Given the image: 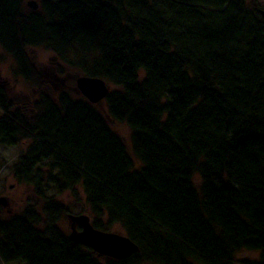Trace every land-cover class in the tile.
I'll list each match as a JSON object with an SVG mask.
<instances>
[{"label": "trees", "instance_id": "1", "mask_svg": "<svg viewBox=\"0 0 264 264\" xmlns=\"http://www.w3.org/2000/svg\"><path fill=\"white\" fill-rule=\"evenodd\" d=\"M25 1L0 0V45L38 89L40 111L23 114L0 82V145L34 141L15 177L42 179L33 159L43 155L60 189L82 186L94 226L119 225L139 245L106 264H235L243 250L264 264V7L40 0L35 11ZM35 48L112 84L108 113L66 91L56 101ZM108 114L129 125L132 144ZM63 212L48 235L31 212L1 223L0 264H104L59 230Z\"/></svg>", "mask_w": 264, "mask_h": 264}, {"label": "rangeland", "instance_id": "2", "mask_svg": "<svg viewBox=\"0 0 264 264\" xmlns=\"http://www.w3.org/2000/svg\"><path fill=\"white\" fill-rule=\"evenodd\" d=\"M31 1L27 0L26 2ZM38 4L40 0H34ZM261 7H264V0H256ZM27 8L32 9L28 6ZM30 54L33 61L40 68L41 75L45 80V90L49 91L52 95L58 94L63 91L73 92L75 98L82 97V94L75 90L77 85V79L82 75L74 69H70L65 65H62L54 52L48 48H35L30 49ZM15 64L13 59L7 55L2 46L0 45V82L6 85L7 92L12 99L17 102L16 106L25 112L28 116H32L35 112L34 104L31 101L36 99L37 88L33 84H29L22 77L17 76L14 69ZM61 69L63 72H61ZM55 77L64 79L65 84L56 81ZM49 79L51 81H49ZM59 84L54 86L53 82ZM113 89V85L106 81ZM26 102V103H25ZM24 103V104H23ZM99 109L108 113L105 101L97 103ZM3 116V111L0 109V118ZM109 120H112L108 114ZM115 132H118L123 139L130 143L131 141V129L125 121H118L112 125ZM29 148V144L26 143L23 146L15 147L13 145H0V197L9 196V205L4 206L0 203V224L11 219L31 212L38 215L36 225L42 230H48L50 221L53 220L55 215L63 212L57 221L59 230L66 233L68 236L72 228L69 222V214H87L90 216L91 221L95 219V214L90 210V206L87 201V195L84 192L82 186H76L75 190H62L60 184H57L55 179L56 171L50 170L47 162L40 167V170L44 172L43 178L36 181L28 180L26 182H20L15 177L14 166L18 160L20 151H25ZM40 171V172H41ZM51 172H53L51 174ZM199 179V177H197ZM198 179L197 182L199 181ZM59 212V213H58ZM106 220V218H105ZM110 232L125 234L124 230L119 225H113L110 228L107 227ZM91 249V248H90ZM89 249V250H90ZM238 260H235V264H253L258 261L260 254L257 251L243 250L236 255ZM106 258L102 257L101 262L106 264ZM143 264V263H142Z\"/></svg>", "mask_w": 264, "mask_h": 264}, {"label": "water", "instance_id": "3", "mask_svg": "<svg viewBox=\"0 0 264 264\" xmlns=\"http://www.w3.org/2000/svg\"><path fill=\"white\" fill-rule=\"evenodd\" d=\"M29 7L36 11L39 4L32 0ZM107 85L106 80L101 78L80 76L77 79L78 89L93 103H100L109 94L110 87ZM0 203L8 206L9 200L7 197L2 196L0 197ZM69 219L72 221V231L68 236L69 239L89 249L91 248L100 257L122 261L131 258L139 251V245L129 236L121 234V232L114 233L96 228L87 214H69ZM78 226L82 229L78 230Z\"/></svg>", "mask_w": 264, "mask_h": 264}, {"label": "bare ground", "instance_id": "4", "mask_svg": "<svg viewBox=\"0 0 264 264\" xmlns=\"http://www.w3.org/2000/svg\"><path fill=\"white\" fill-rule=\"evenodd\" d=\"M27 1V0H26ZM25 1V2H26ZM32 1V0H31ZM31 1H28V2H26V5L28 4V6H29V3L31 2ZM108 87H111L110 85H107ZM75 90L77 91V92H79L80 94H82V92L78 89V86L76 85L75 87ZM110 91H111V88H110ZM109 91V92H110ZM64 92V91H63ZM67 93H69V94H72L73 95V92H69V91H66ZM53 97H54V99L57 101L58 100V96H59V93L58 94H55V95H52ZM82 96L83 97H86L84 94H82ZM87 98V97H86ZM88 99V98H87ZM105 99V98H104ZM26 103V102H25ZM31 103H33L34 104V110L33 111H35V112H33L32 114H34V113H38V112H40L39 111V109H38V107L36 106L37 104H36V101H31ZM58 104V103H57ZM20 108V107H19ZM18 108V109H19ZM20 111H22L21 109H20ZM22 113H25V112H22ZM25 115H27V114H25ZM112 118V117H111ZM107 120H108V124L110 125V127H113L112 125H113V123L115 122V119L114 118H112V120H109V118H107ZM131 144H132V139H131ZM26 143H28L29 144V146H31L32 144H34V141H32L31 139H29V140H25V141H23V142H20L19 144H14L13 146H15V147H20V146H23L24 144H26ZM31 150H29V148L27 149V150H25V151H20V153L19 154H26V153H29ZM51 158V157H50ZM49 157L48 158H46L45 156H43V155H41V156H39V158H36V159H33V165L35 166V167H41V166H43L49 159H50ZM69 222H70V226H71V228H72V221L71 220H69ZM78 228V230H81L82 228L80 227V226H78L77 227ZM79 232H81V231H79ZM129 259V258H128ZM146 263V262H145ZM144 264V263H143Z\"/></svg>", "mask_w": 264, "mask_h": 264}, {"label": "flooded vegetation", "instance_id": "5", "mask_svg": "<svg viewBox=\"0 0 264 264\" xmlns=\"http://www.w3.org/2000/svg\"><path fill=\"white\" fill-rule=\"evenodd\" d=\"M55 80L56 81H59V82H61V83H63V84H65V81H64V79H60V78H58V77H55ZM49 81H51L50 79H49ZM53 82V85H55V86H58L59 84H57V83H54V81H52ZM17 179V178H16ZM18 180V179H17ZM19 181V180H18ZM20 182H23V181H20ZM2 197V196H1ZM5 197H7L8 198V200H9V196H5ZM10 203V202H9Z\"/></svg>", "mask_w": 264, "mask_h": 264}]
</instances>
